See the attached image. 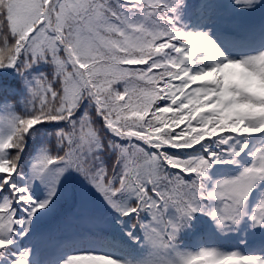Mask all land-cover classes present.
<instances>
[{
	"label": "snow or ice",
	"instance_id": "6c2138e0",
	"mask_svg": "<svg viewBox=\"0 0 264 264\" xmlns=\"http://www.w3.org/2000/svg\"><path fill=\"white\" fill-rule=\"evenodd\" d=\"M183 3L0 0V70L23 77L36 65L50 66V74L25 81L24 113L9 106L0 116V264H29L28 250H12L14 237L29 233L33 217L50 208L72 173L121 219L136 218L132 227L142 231L148 253L118 260L81 251L62 264H264L234 251L177 248L178 233L197 213L220 230L245 216L264 228V198L250 214L245 208L264 181V145L249 153L251 163L238 175L216 181L208 175L213 165L234 164L248 147L245 141L236 150L234 137L264 135V51L229 59L208 34L177 27ZM233 4L248 10L261 0ZM41 125H63L54 133L58 151L49 154L45 146L20 186L25 137ZM206 141L225 146L224 158L207 148L206 158L169 155ZM106 152L114 153L107 164ZM42 176L49 178L47 190L37 197L31 181ZM125 234L139 242L131 230Z\"/></svg>",
	"mask_w": 264,
	"mask_h": 264
},
{
	"label": "trees",
	"instance_id": "16d2710c",
	"mask_svg": "<svg viewBox=\"0 0 264 264\" xmlns=\"http://www.w3.org/2000/svg\"><path fill=\"white\" fill-rule=\"evenodd\" d=\"M41 72L50 74V66L39 64L27 70L24 76H20L14 69L0 70V116H3L11 106V111L16 114H23L28 97L25 81H30L32 77L38 76ZM63 125H41L30 131L25 137L24 151L21 153L18 162L17 173H24L29 162L28 172L25 178V185L31 179V167L38 159L42 149L46 146L48 153L56 151L54 133ZM5 131L0 128V135ZM151 151V150H149ZM171 155L172 150H168ZM175 152V151H174ZM12 154V153H10ZM105 164L110 163L114 158V153H103ZM173 156V155H172ZM199 158H202L199 156ZM204 158V157H203ZM47 176H42L39 181H31V191L37 197H43L47 190ZM187 179V178H185ZM78 200V216L80 229L85 228L90 232L89 246L92 251L112 256L118 260H139L148 253L147 246L142 245L143 233L139 227L133 228L135 217H125L121 219L111 208H109L102 198L91 189L77 174L67 175L58 187V198L50 205L49 209L37 213L33 217L28 234L37 236L36 242L42 237H47L52 222L60 216L63 211L72 208ZM129 203H134L129 201ZM174 215L173 210H169V216ZM148 217L142 216L141 222H147ZM119 221V223L117 222ZM104 229V231H101ZM131 230L135 237L139 238L138 243H134L125 233ZM104 233L111 236V240L104 238ZM179 235H177L178 239ZM77 254V253H75ZM74 255V254H72ZM68 256L66 255L58 264H62Z\"/></svg>",
	"mask_w": 264,
	"mask_h": 264
},
{
	"label": "rangeland",
	"instance_id": "374dc122",
	"mask_svg": "<svg viewBox=\"0 0 264 264\" xmlns=\"http://www.w3.org/2000/svg\"><path fill=\"white\" fill-rule=\"evenodd\" d=\"M204 1V2H201ZM203 3V7L200 9L198 8V3ZM191 7L194 9L195 16L190 15L189 11L186 10V8H182V11L180 10L178 13H176V17L179 21H184L190 23H195L196 25V33H203V31L199 28V26L204 25V29L208 28L212 30L214 33H221L223 29L229 25H227L226 17L222 14V9L224 8L225 4L227 3V0H191ZM211 4V7L215 6V11H210V13L206 10V5ZM228 3L233 4V0H229ZM264 0H261V5L257 6L253 9L248 10H241L240 8L234 10V15L237 14L240 19L244 21H248L251 19H254L257 15V13L260 11L264 12ZM200 12H203V16H199ZM259 31H264V21H261L258 23ZM243 35H247L249 31L251 30L248 25H242L241 26ZM210 38L219 45V39L215 38L213 34L210 35ZM252 41V40H251ZM220 42H222L224 45L229 46L232 42H234L231 38H222L220 39ZM264 39H261L260 43H257V45H250V43L245 44L243 48H253L254 50L262 47L264 51ZM234 48L232 51H229L228 49L224 48L225 56H227L229 59H239L241 57H246L250 55H256L254 53H248L244 54L243 50ZM259 83V82H258ZM261 91H264V84L260 85ZM260 136H251L247 138L243 137H234L233 141L230 143L233 145V147L236 150H239V146L241 142H247L248 147L244 151V158L243 159H237L234 164H216L208 171L209 177H212V181L216 180H222V179H228L231 177V175H235L239 173L243 167L247 165V163H251L249 153L252 150V145L255 144ZM225 147V146H224ZM261 193L263 194L262 198H264V181L262 183V187L260 188ZM251 199L252 194H250L249 198L246 201L245 208L246 211L248 210V207L251 206ZM202 222L204 225L209 224L210 227L205 229L204 234L202 235V238L199 236L198 233H194L191 236L190 239V248L191 252H196L201 248H207L208 245L211 244L213 236L217 235V233H221L222 235L226 236L228 239L232 240L237 244V249L234 250V252H238L242 255H254L261 253L260 251L263 250L264 245L260 244L256 246L254 249L249 248V243H247L250 239H254L256 236H258L261 239H264V230L260 227L255 228H249L245 225L244 220L242 219L241 223L239 225H236L232 227L230 230H220L216 227V224L212 222V219L207 215H201L200 216ZM71 213L69 214V217L67 220L58 221L55 223V225H58L54 227L52 230L53 235L57 236V246H59L62 242H68L72 241L76 243V245H79L82 247L84 245V237L85 235H77L72 228L73 222L71 221ZM181 251H189L188 249H185L183 246L177 247ZM53 251L51 249H46L42 255L41 259L39 260V264H47L50 259H52ZM57 257L59 254L56 255ZM260 257L264 259V254H260Z\"/></svg>",
	"mask_w": 264,
	"mask_h": 264
},
{
	"label": "bare ground",
	"instance_id": "6f19581e",
	"mask_svg": "<svg viewBox=\"0 0 264 264\" xmlns=\"http://www.w3.org/2000/svg\"><path fill=\"white\" fill-rule=\"evenodd\" d=\"M207 8H208V11L207 12H210V11H213L214 9L213 8H211L210 9V4L209 5H207ZM226 12H231V10L230 9H227V8H224L223 10H222V13H226ZM261 21H264V15L261 13V12H259L258 13V21H257V23H259V22H261ZM236 22V21H235ZM236 23H238V22H236ZM209 33H210V29H209V31H208ZM229 36H232V37H236L237 36V34L235 33V32H229V33H227ZM231 48H233L232 46L230 47V46H228L227 47V49H231ZM242 155H243V153H241V155L238 157L239 159L240 158H242ZM256 188H258V187H256ZM263 230H264V228H262ZM260 244H263L264 245V239H261V238H259L258 236H256L251 242H250V248H254V246H258V245H260Z\"/></svg>",
	"mask_w": 264,
	"mask_h": 264
}]
</instances>
